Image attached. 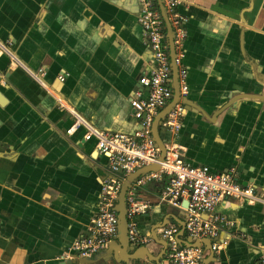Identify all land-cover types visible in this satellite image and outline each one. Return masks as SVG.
Listing matches in <instances>:
<instances>
[{
	"label": "crops",
	"instance_id": "0c3cea01",
	"mask_svg": "<svg viewBox=\"0 0 264 264\" xmlns=\"http://www.w3.org/2000/svg\"><path fill=\"white\" fill-rule=\"evenodd\" d=\"M183 1L188 104L180 131L161 130L162 139L191 165L235 169L238 183L264 197V0ZM141 8L140 0H0V264L70 263L103 181L120 178L97 140L84 139L86 128L68 134L74 117L61 102L100 131L138 129L131 100L153 68ZM164 185L150 181L136 193L149 206L133 220L149 240L135 246L139 260L119 247L111 258V241L75 264H162L169 226L189 246L187 212L162 198ZM214 213L233 226L213 238L218 251L194 238L202 264H257L264 205L224 199Z\"/></svg>",
	"mask_w": 264,
	"mask_h": 264
},
{
	"label": "built area",
	"instance_id": "2783aa9c",
	"mask_svg": "<svg viewBox=\"0 0 264 264\" xmlns=\"http://www.w3.org/2000/svg\"><path fill=\"white\" fill-rule=\"evenodd\" d=\"M140 24L147 36L149 47L153 52V68L147 75L139 79V88L131 100L138 129L130 134L106 133L90 126L74 110L61 102L73 117L74 122L68 134L72 135L81 127L86 128V141L97 140V149L107 158L108 166L120 178H108L102 183L101 199L98 212L88 226L86 233L76 239L71 253L78 258H91L104 251L108 244L118 235V216L115 211L117 198L122 181L136 170L155 165L160 157L153 137V124L156 116L173 99L172 67L169 47L166 42V27L160 10L154 0H140ZM183 0H163L168 19L174 31L175 62L178 66V80L181 98L188 94V68L184 65L185 41L187 38L188 18L183 16L178 8ZM40 81V77L34 75ZM61 80H64L61 77ZM185 105L176 103L160 130L177 134L183 124ZM166 154L160 163V171L150 172L140 177L134 183L127 195L128 206V238L136 245H147L149 240L140 236L134 218L143 214L149 208L147 203L136 198L138 189L147 182L165 181L162 198L170 205L183 208L187 212L184 230L189 237L213 239L219 231L233 226L224 215L214 213L215 208L224 199L246 201L251 204L264 205V197L257 193L251 185H241L235 179V169L229 173H214L208 166L191 165L184 159L180 148L175 143L165 144ZM183 201L188 203L185 207ZM204 215H208L204 218ZM180 229L176 226L165 227L163 238L167 241V251L162 264H202L204 251L200 247L181 246L178 241ZM221 245L212 244L213 251H218ZM257 264H264L262 255Z\"/></svg>",
	"mask_w": 264,
	"mask_h": 264
},
{
	"label": "water",
	"instance_id": "95a60500",
	"mask_svg": "<svg viewBox=\"0 0 264 264\" xmlns=\"http://www.w3.org/2000/svg\"><path fill=\"white\" fill-rule=\"evenodd\" d=\"M157 6L160 10V13L162 15V18L165 23L166 27V42L169 47V52H170V59H171V67H172V87L174 90V96L172 101L161 111L158 113V115L155 118L154 124H153V137L154 140L160 149V157L158 158V162L155 165H148L145 167H142L135 172L129 174L123 181H122V186L121 190L119 192L118 198H117V204L115 206V211L117 212L118 216V235L115 240L112 241V243L109 245L107 249V254H111V258H114V253L116 247H119L120 250L125 252L127 250V253L129 255L128 261H134V260H139V256L137 255L136 247L132 245L129 242L128 238V224H129V218H128V206H127V195L129 193V190L131 189L132 185L136 183V181L142 177L147 175L150 172H158L160 171V163L164 161L165 154H166V147H165V142L162 139L161 136V130L160 126L163 122V120L166 119L167 115L170 113V111L173 109V107L176 105L178 102H182L185 106H187L188 102L187 99H182L180 95V88H179V80H178V66L175 62V57H176V52H175V47H174V31L172 29L171 23L168 19L167 11L166 8L163 4V0H156ZM140 200V199H139ZM188 203L185 202V206H187ZM196 240L191 239L188 241L187 246L185 243L181 246H186V247H197L195 245ZM213 244V239L210 240V245L212 247ZM147 251V248H145ZM166 252V250H165ZM164 252V254H165ZM163 254V256H164ZM162 256V257H163ZM75 258V257H74ZM69 261L70 263L68 264H75L76 261H79L81 259H86L87 261H93V258H75ZM155 259V258H153ZM161 259V258H160ZM74 260V261H73ZM156 261V260H153ZM152 261V262H153ZM119 262H124L126 263V260L121 259Z\"/></svg>",
	"mask_w": 264,
	"mask_h": 264
},
{
	"label": "trees",
	"instance_id": "16d2710c",
	"mask_svg": "<svg viewBox=\"0 0 264 264\" xmlns=\"http://www.w3.org/2000/svg\"><path fill=\"white\" fill-rule=\"evenodd\" d=\"M154 3H155V5H156V7H158V6H157V2H156V0H154Z\"/></svg>",
	"mask_w": 264,
	"mask_h": 264
}]
</instances>
